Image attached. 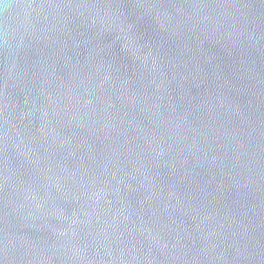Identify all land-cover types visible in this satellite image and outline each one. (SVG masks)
Wrapping results in <instances>:
<instances>
[{"label":"water","instance_id":"95a60500","mask_svg":"<svg viewBox=\"0 0 264 264\" xmlns=\"http://www.w3.org/2000/svg\"><path fill=\"white\" fill-rule=\"evenodd\" d=\"M0 264H264V0H0Z\"/></svg>","mask_w":264,"mask_h":264}]
</instances>
